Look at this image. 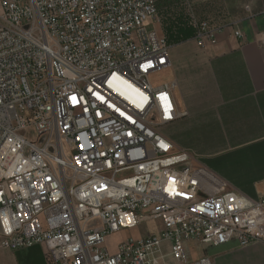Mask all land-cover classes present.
Here are the masks:
<instances>
[{
  "label": "built area",
  "instance_id": "obj_1",
  "mask_svg": "<svg viewBox=\"0 0 264 264\" xmlns=\"http://www.w3.org/2000/svg\"><path fill=\"white\" fill-rule=\"evenodd\" d=\"M0 9L3 248L44 246L47 264H213L192 245L264 243V186L246 196L165 135L186 114L173 85L153 82L171 64L149 24L157 0H0ZM190 26L199 48L220 32ZM150 222L162 224L158 235L104 247Z\"/></svg>",
  "mask_w": 264,
  "mask_h": 264
},
{
  "label": "crops",
  "instance_id": "obj_2",
  "mask_svg": "<svg viewBox=\"0 0 264 264\" xmlns=\"http://www.w3.org/2000/svg\"><path fill=\"white\" fill-rule=\"evenodd\" d=\"M159 16L149 24L165 36L162 20L207 21L220 29L216 42L199 48L194 38L170 44L171 64L160 84L173 85L181 114L165 129L178 150L256 198L264 186V4L258 0H191V10L177 0H157ZM0 9V15H1ZM242 37H237L236 32ZM0 264H47L46 248L17 250L1 246ZM213 264H264V243L241 248L236 243L201 250Z\"/></svg>",
  "mask_w": 264,
  "mask_h": 264
},
{
  "label": "rangeland",
  "instance_id": "obj_3",
  "mask_svg": "<svg viewBox=\"0 0 264 264\" xmlns=\"http://www.w3.org/2000/svg\"><path fill=\"white\" fill-rule=\"evenodd\" d=\"M258 2L264 4V0H258ZM164 80H165L164 72L157 74L156 76L153 77V82L155 84H160L164 82ZM32 136L34 138V135ZM161 229H162V224L160 222L144 223L135 229L123 230L119 233L108 236L105 240L104 247L108 248L111 253H115L117 251V247L120 244L129 241H137L143 239L144 237L150 234L158 235ZM192 249H193L194 258H198L199 254L201 253L200 247L193 244Z\"/></svg>",
  "mask_w": 264,
  "mask_h": 264
},
{
  "label": "trees",
  "instance_id": "obj_4",
  "mask_svg": "<svg viewBox=\"0 0 264 264\" xmlns=\"http://www.w3.org/2000/svg\"><path fill=\"white\" fill-rule=\"evenodd\" d=\"M182 18V16H175L174 19L162 20L165 37L169 45L186 42L195 36L193 28L184 23Z\"/></svg>",
  "mask_w": 264,
  "mask_h": 264
},
{
  "label": "snow or ice",
  "instance_id": "obj_5",
  "mask_svg": "<svg viewBox=\"0 0 264 264\" xmlns=\"http://www.w3.org/2000/svg\"><path fill=\"white\" fill-rule=\"evenodd\" d=\"M73 100H75V97H73Z\"/></svg>",
  "mask_w": 264,
  "mask_h": 264
}]
</instances>
